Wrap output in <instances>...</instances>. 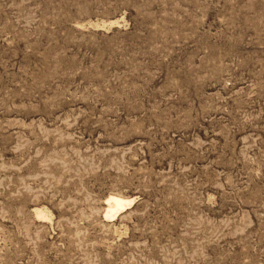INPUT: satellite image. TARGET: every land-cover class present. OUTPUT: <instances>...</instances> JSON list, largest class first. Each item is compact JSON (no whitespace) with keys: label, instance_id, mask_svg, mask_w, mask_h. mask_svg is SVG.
Masks as SVG:
<instances>
[{"label":"rangeland","instance_id":"rangeland-1","mask_svg":"<svg viewBox=\"0 0 264 264\" xmlns=\"http://www.w3.org/2000/svg\"><path fill=\"white\" fill-rule=\"evenodd\" d=\"M0 264H264V0H0Z\"/></svg>","mask_w":264,"mask_h":264},{"label":"bare ground","instance_id":"bare-ground-1","mask_svg":"<svg viewBox=\"0 0 264 264\" xmlns=\"http://www.w3.org/2000/svg\"><path fill=\"white\" fill-rule=\"evenodd\" d=\"M133 200H134V198H128V197L121 196L118 194H109V196L106 198V202H105L106 203V207H105L106 208V211H105L106 219H108V220L113 219V217H115L119 213L123 212V210H125L126 207L130 203L133 202ZM36 212H37V215H39V217L49 218L48 214H47V212H48L47 210L45 211L42 208L38 207V208H36Z\"/></svg>","mask_w":264,"mask_h":264}]
</instances>
